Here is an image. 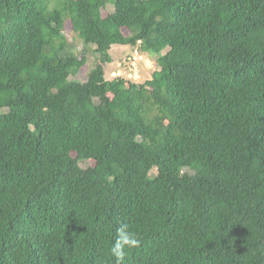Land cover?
<instances>
[{"label":"trees","instance_id":"obj_1","mask_svg":"<svg viewBox=\"0 0 264 264\" xmlns=\"http://www.w3.org/2000/svg\"><path fill=\"white\" fill-rule=\"evenodd\" d=\"M116 45L163 66L109 81ZM124 224V264H264V0H0V264H115Z\"/></svg>","mask_w":264,"mask_h":264},{"label":"rangeland","instance_id":"obj_2","mask_svg":"<svg viewBox=\"0 0 264 264\" xmlns=\"http://www.w3.org/2000/svg\"><path fill=\"white\" fill-rule=\"evenodd\" d=\"M113 7L109 6L104 12V17L113 12ZM125 33H127L125 31ZM66 35L70 45L73 47L75 53L84 56L88 60L78 76L73 77L81 82L87 81L88 74L96 67L98 56L93 51V46L84 47L83 42L74 34L71 25L66 26ZM86 49V51H85ZM111 61L104 64L106 79L112 81L116 78H124L136 84H144L151 80L153 73L163 66L157 61V55L153 53L142 52L140 48H132L127 46H113L109 52ZM83 169L94 166L91 161H84L80 163Z\"/></svg>","mask_w":264,"mask_h":264},{"label":"clouds","instance_id":"obj_3","mask_svg":"<svg viewBox=\"0 0 264 264\" xmlns=\"http://www.w3.org/2000/svg\"><path fill=\"white\" fill-rule=\"evenodd\" d=\"M141 239L134 231H130L127 224L116 230V238L110 249V254L115 258V264H124L128 250L138 248Z\"/></svg>","mask_w":264,"mask_h":264}]
</instances>
